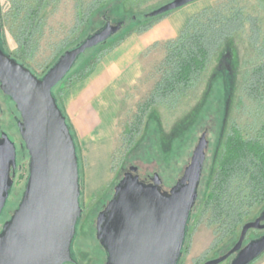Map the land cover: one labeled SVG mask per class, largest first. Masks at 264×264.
I'll use <instances>...</instances> for the list:
<instances>
[{
    "label": "rangeland",
    "instance_id": "374dc122",
    "mask_svg": "<svg viewBox=\"0 0 264 264\" xmlns=\"http://www.w3.org/2000/svg\"><path fill=\"white\" fill-rule=\"evenodd\" d=\"M169 1L112 0L89 12L93 0H0L1 36L6 52L39 77L63 52L104 27L107 21L122 23L118 33L82 54L67 76L53 89L60 107L64 108L66 93L81 81L87 82L93 76L95 79L99 65L107 68L115 62L120 68L118 75L123 76L115 91L108 90V95H111L108 102L111 107L115 106L111 111L109 133L101 134V137L94 134L95 139L83 142L73 131L80 158L83 209L72 244H76V252L93 253L94 257L101 259L103 254L95 235L97 217L130 167L137 166L142 178L153 179L158 173L163 187L170 189L183 175L203 133L208 139L206 161L198 200L189 222L187 248L180 264H203L205 260L215 258L236 241L241 226L255 220L264 209V203L255 206L236 232L225 236L218 224L210 223L209 213H204L205 199L231 125H237L245 136H249L255 134L264 121V94L260 99L253 98L243 91L240 84L246 72H252L256 65L264 61V0H241L246 13L257 19V27L260 28L258 37L251 36V24L247 22L244 30L235 35L234 45L211 60L196 84L181 97L152 106L139 133L133 140L130 139L132 135L128 133L159 78L158 68L166 54L165 44L178 36H170L169 24L184 16L181 10L155 19L148 18L146 14ZM228 1L197 0L182 10L195 13L204 6ZM147 22H154V25L145 32H139L138 29ZM31 26H34L32 30ZM26 30L33 32L27 51L21 43ZM157 31V38L137 53L133 52V48H124L130 39ZM132 53L131 63L123 68L122 63ZM84 70L86 77L77 80ZM13 110L17 112L16 106L4 98L0 88L1 129L7 130L19 144L22 138ZM20 163L23 168L18 174L22 177L16 180L0 223L12 215L20 202L28 156ZM255 235L256 231L251 230L249 238ZM251 264H264V253Z\"/></svg>",
    "mask_w": 264,
    "mask_h": 264
},
{
    "label": "water",
    "instance_id": "95a60500",
    "mask_svg": "<svg viewBox=\"0 0 264 264\" xmlns=\"http://www.w3.org/2000/svg\"><path fill=\"white\" fill-rule=\"evenodd\" d=\"M197 0H171L146 16L156 17ZM122 23L107 21L98 31L63 52L39 77L2 46L0 24V84L15 102L23 121L20 130L30 154V174L22 201L0 232V264H64L72 260V244L83 209L80 158L76 140L53 89L78 58L114 36ZM208 139L200 137L189 164L175 185L164 191L155 173L152 183L130 167L97 217V239L107 251L106 264H180L189 222L199 196ZM16 148L7 137L0 144V217L12 186L11 162ZM260 216L243 225L241 248L251 228H264ZM264 252V236L239 250L232 264H251ZM227 257L208 261L216 264Z\"/></svg>",
    "mask_w": 264,
    "mask_h": 264
},
{
    "label": "trees",
    "instance_id": "16d2710c",
    "mask_svg": "<svg viewBox=\"0 0 264 264\" xmlns=\"http://www.w3.org/2000/svg\"><path fill=\"white\" fill-rule=\"evenodd\" d=\"M110 1L93 0L89 12ZM168 13L148 18L155 19ZM256 20L246 13L241 0L207 5L190 15L178 36L165 44L166 54L158 68L159 78L128 133L132 135L130 139L141 130L150 108L170 98L177 99L192 88L211 60L228 46L234 45L235 35L244 30L247 22L251 24V36L257 38L260 28ZM153 25L154 22H147L138 31L145 32ZM30 28L32 30L34 26ZM31 30L23 33L21 43L25 51L33 35ZM1 40L6 51L4 39ZM85 77L84 70L77 80ZM240 84L246 94L260 99L264 94V61L256 65L252 72H246ZM67 121L73 133L68 117ZM224 147L205 199L204 213H209L211 224H218L219 229L229 235L236 232L255 206L264 203V121L259 130L249 136H245L237 125H231ZM186 244L187 241L183 253Z\"/></svg>",
    "mask_w": 264,
    "mask_h": 264
},
{
    "label": "crops",
    "instance_id": "0c3cea01",
    "mask_svg": "<svg viewBox=\"0 0 264 264\" xmlns=\"http://www.w3.org/2000/svg\"><path fill=\"white\" fill-rule=\"evenodd\" d=\"M190 4L174 10L183 11L182 15L184 16L174 21L173 24H169L171 37L178 35L190 15L193 14L191 11L187 12L186 10H182L186 9L185 7H188ZM157 35L158 31L146 33L139 38L130 39L124 44V48H133V52L137 53V50H141L156 39ZM132 57L133 53L132 55H128L126 60H124L125 63H122L123 68L128 65V62L131 63ZM97 68L99 71L97 70V72H95V79L93 76V79H89L87 82L81 81L64 96V111L72 125L77 139L83 142L95 139L94 134H98L101 137V134L107 135L109 133V127L112 124L111 111L115 106L111 107L108 102L111 96L108 95V90L111 89L112 92L115 91V88L123 77L119 76L120 74L117 72L120 69L119 64L115 62H111L107 68H104L103 65H99ZM102 68L104 69L101 70ZM128 69L129 66L127 70ZM103 96H105V98Z\"/></svg>",
    "mask_w": 264,
    "mask_h": 264
},
{
    "label": "flooded vegetation",
    "instance_id": "af4514ba",
    "mask_svg": "<svg viewBox=\"0 0 264 264\" xmlns=\"http://www.w3.org/2000/svg\"><path fill=\"white\" fill-rule=\"evenodd\" d=\"M0 22H1V17H0ZM0 88H1V84H0ZM1 91H2V94H3L4 98H6V100H8V102L14 103V105L16 106L15 102L13 101V99L9 95H7L2 89H1ZM16 110H17L18 113L16 111H14V110L12 112L13 113L15 112L14 113V118L16 120V124H17L19 133H20L21 138H22V140L20 141V143L18 144L17 141L11 136V134L7 130H5V129H1V126H0V144L2 142H4V137L7 136L14 143L15 148H16V159H15V162H11V167H10V180H11L12 186H11V189H10V192H9V197L7 199V202H6L4 211H6V208H7L8 204H9V201H10V198H11V194H12L13 190L15 189L17 178L22 177V176H20L21 174L20 175L18 174L22 170V168H23V165L20 163V160L22 158L26 157V156H28L27 176L25 178L24 190H23V193H22L20 202L17 205L16 209L19 207V205H20V203L22 201L24 192L26 190V185H27V182H28L29 174H30V167H29L30 166V154H29V151L27 149L26 143H25V141L23 139V136L21 134V130H20V123L23 121V118H22L21 113L19 112L17 106H16ZM136 173H138V171L137 172H133V174H136ZM140 179L143 180L146 184H151L152 183V179H150L149 177L142 178L140 176ZM162 188H163L164 191H169V189H165L163 187V185H162ZM16 209L14 210V212L12 213V215L7 220H10L11 219V217L15 213ZM259 216H257L256 218H258ZM4 223H0V232L3 230ZM261 223L264 224V221H261ZM243 225L240 228V232H239L238 238L236 239V241L231 246H229L226 249H224V251L222 253H220L219 255H217L215 258L205 260L203 262V264L207 263L208 261H212V260H216V259L222 258V257H224L226 255H227V257L225 259H223L222 261H220V262H218L216 264H232L233 261L235 260V258L238 256L239 250H241L242 248H244L251 241H253L255 239H259V238H261V237L264 236V228H251V229L248 230V232H247V234H246V236H245V238L243 240V243L241 245V248L239 250H237V251H234V252L230 253L231 250L234 248V246L238 243V241L240 239ZM251 230H255L256 231V235L254 237H252V238H249V233H250ZM224 234H225V232L222 233V235H224ZM95 235H96V240L98 242V245L100 246L101 251H102V254H103L101 256V259H99L98 257L97 258L94 257L93 256V253H88L87 254V252L86 253H84V252H81V253L80 252H76V244H75V245H72V260L71 261H68V262H65L64 264H106L107 258H108V254H107V251L100 244V241L97 239V227H95ZM187 235H188V233H187ZM97 259H99L98 262H97Z\"/></svg>",
    "mask_w": 264,
    "mask_h": 264
}]
</instances>
